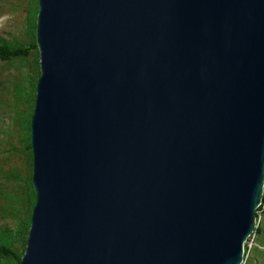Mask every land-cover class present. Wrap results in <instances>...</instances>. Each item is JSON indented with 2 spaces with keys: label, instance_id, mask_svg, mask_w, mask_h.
Segmentation results:
<instances>
[{
  "label": "water",
  "instance_id": "95a60500",
  "mask_svg": "<svg viewBox=\"0 0 264 264\" xmlns=\"http://www.w3.org/2000/svg\"><path fill=\"white\" fill-rule=\"evenodd\" d=\"M19 264H244L264 202V0H38Z\"/></svg>",
  "mask_w": 264,
  "mask_h": 264
},
{
  "label": "trees",
  "instance_id": "16d2710c",
  "mask_svg": "<svg viewBox=\"0 0 264 264\" xmlns=\"http://www.w3.org/2000/svg\"><path fill=\"white\" fill-rule=\"evenodd\" d=\"M7 2H4L7 9L16 8L24 11L25 26L24 30L15 32L11 36L0 35V64L14 69L13 75L16 77L14 85L6 83V90L2 93L6 101L3 107L6 110L3 112H7L8 117L15 113L18 121L27 120L22 132L25 137L24 149L28 150V157L18 147V130L16 132L11 130L6 138L0 134V178L8 185V187H0V219L4 220L0 225V264H19L26 248L32 208L36 201L32 179L30 178V182L25 184L20 176L26 166L24 157L28 159V166L33 173L30 124L35 104L36 83L41 72L40 53L36 40L38 0H18L9 4ZM27 72H31L34 76V81L29 84L25 80ZM26 195L30 199V206L25 214L22 208ZM257 228L259 229V225ZM258 229L256 230L259 231ZM247 251L246 243V253Z\"/></svg>",
  "mask_w": 264,
  "mask_h": 264
},
{
  "label": "rangeland",
  "instance_id": "374dc122",
  "mask_svg": "<svg viewBox=\"0 0 264 264\" xmlns=\"http://www.w3.org/2000/svg\"><path fill=\"white\" fill-rule=\"evenodd\" d=\"M13 2L18 0H0V35L3 36H11L15 32H19L21 30H24V21H25V14L23 10H17L16 8H10L7 9V5L4 6V2ZM1 63V62H0ZM13 72H15L14 69H10L7 67L2 66L0 64V134L6 138L9 136V134L12 132H16L18 130V142H19V149H21V152L28 157V150L24 149L25 146V137L22 132V128L26 127V119L25 121H18L16 120V116L13 114L11 117L7 116V112L5 111L3 107L6 105V101H4L2 93L6 90L5 86L6 83L14 85L15 75H13ZM12 77V78H11ZM9 78V79H8ZM8 79V80H7ZM27 83L29 84L31 81H34V76H32L31 72L26 73ZM27 92V91H26ZM28 115V111L26 113ZM3 127V128H2ZM25 162L26 166L24 168V172H21V178L24 180V183L27 184L30 182V178L32 179V172L28 166V159L26 157ZM8 185L4 184L2 181V178H0V187ZM23 206V212L26 214L29 210L30 206V199L28 195L25 196ZM259 214V231L255 232L254 235H252L250 243L248 245V251L246 253V261L244 264H264V202L260 206V209L258 210ZM7 221V220H6ZM4 222L3 219H0V225ZM9 223H11L10 220H8Z\"/></svg>",
  "mask_w": 264,
  "mask_h": 264
},
{
  "label": "built area",
  "instance_id": "2783aa9c",
  "mask_svg": "<svg viewBox=\"0 0 264 264\" xmlns=\"http://www.w3.org/2000/svg\"><path fill=\"white\" fill-rule=\"evenodd\" d=\"M260 221V220H259ZM259 224V223H258ZM255 234V233H254ZM254 234H252V235H254ZM252 235L248 238V240H247V244L249 245V243H250V240H251V237H252Z\"/></svg>",
  "mask_w": 264,
  "mask_h": 264
}]
</instances>
